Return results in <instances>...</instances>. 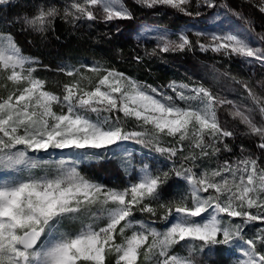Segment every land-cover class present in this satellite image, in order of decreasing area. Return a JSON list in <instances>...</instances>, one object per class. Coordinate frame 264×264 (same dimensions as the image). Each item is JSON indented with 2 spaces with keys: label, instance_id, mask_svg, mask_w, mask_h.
<instances>
[{
  "label": "snow or ice",
  "instance_id": "obj_1",
  "mask_svg": "<svg viewBox=\"0 0 264 264\" xmlns=\"http://www.w3.org/2000/svg\"><path fill=\"white\" fill-rule=\"evenodd\" d=\"M134 2L190 17L201 16L202 9L229 8L216 0ZM3 6L13 5L0 0ZM255 6L264 14V0ZM58 18L112 22L134 15L124 0H72L63 8L36 5L22 25L47 33ZM208 36L207 43L196 41L201 51L264 65V47L250 39L231 31ZM156 39L162 53L194 47L187 33L173 40L165 31ZM257 39L264 45V32ZM36 63L10 29L0 30V264H264V227L252 236L246 231L252 222L264 224V159L242 147L235 160L204 163L232 151L227 140L234 133L218 118L225 106L247 135L258 138L264 154V81L257 91L231 77L246 92L245 102L237 103L198 83L173 81L174 96L168 95L97 63L86 70L60 68L71 79L57 94L35 75ZM128 142L158 153L172 167L153 170L139 161L133 182L122 189L98 183L81 167L114 164L136 173ZM49 150L70 151L53 159ZM174 179L187 185L186 192L162 200ZM160 210L163 230L135 216L156 217Z\"/></svg>",
  "mask_w": 264,
  "mask_h": 264
},
{
  "label": "trees",
  "instance_id": "obj_2",
  "mask_svg": "<svg viewBox=\"0 0 264 264\" xmlns=\"http://www.w3.org/2000/svg\"><path fill=\"white\" fill-rule=\"evenodd\" d=\"M236 15L237 20L252 25V32L257 36L264 32V14L258 11L255 5L259 3L254 0H223ZM72 0H11L12 7L3 6L0 9V30H11L22 48L23 53L37 60L41 68L40 73L48 74L46 88L52 91H59L58 86L53 85L51 79L62 73L56 69L60 66H92L97 63L107 67H114L126 75L136 78L140 82L153 85L160 90L169 83L188 82L198 83L210 87L213 92L222 98L239 97L245 90L237 80H243L246 73L240 67L233 65V60L222 57L212 51H201L196 46L195 37H192L194 47L185 52L162 53L153 40H141L132 35L125 36L116 31L111 22H104L102 19L88 21L81 19L76 22H67L57 19L52 29L47 33H37L22 25V19L30 16L36 5L43 6L45 3L55 4L61 8L70 4ZM131 9L134 19L129 21H112L127 29H133L140 23L150 22L157 25L169 27L180 26L188 22V18L179 17L175 13H168L160 7L148 9L137 5L134 0H124ZM196 11L195 8L192 9ZM98 16L100 13H97ZM193 35V34H191ZM264 47V45H262ZM153 49L156 52L153 54ZM136 57L140 59L137 60ZM227 74V75H225ZM219 79L218 81H215ZM218 92L220 94H218ZM246 93V92H245ZM227 107V106H225ZM221 107V125L232 131L234 136L227 140L232 148L231 152H221L219 156L212 158L205 163L210 166L224 161L225 159L235 160L241 156V148L246 150L245 154H254L264 159V154L258 149V138L247 135V129L238 119H233L229 110ZM228 108V107H227ZM130 130H135L133 124H129ZM86 174L97 181L111 188H124L128 186L129 180L135 175L126 174L122 168L110 164L104 167H90L82 165ZM179 181H170V186L163 189L162 200L169 201L176 198L180 191ZM162 210L156 217L148 213L135 214L136 218L150 221L162 227L165 222L159 219ZM256 225H264L255 222ZM248 230V227L246 231ZM225 256L228 254L225 253ZM112 259L111 257L109 258Z\"/></svg>",
  "mask_w": 264,
  "mask_h": 264
},
{
  "label": "rangeland",
  "instance_id": "obj_3",
  "mask_svg": "<svg viewBox=\"0 0 264 264\" xmlns=\"http://www.w3.org/2000/svg\"><path fill=\"white\" fill-rule=\"evenodd\" d=\"M254 1H257L258 3L260 2V0H254ZM216 2L218 5L226 4L223 0H216ZM160 8L164 11H167L168 13H170V12L175 13V15H179V17L182 16L184 18H188L189 20L185 24H182V25L177 26V27L176 26L169 27V26H165V25L161 26V25H157L154 23L145 22V23L138 24L133 29H127V28H124L120 25H117L114 22H111V24L114 25V28L116 29V31H119V33H121L125 36L132 35L135 38H138L141 40L144 39V41L145 40H153L156 45L158 44L156 37L165 31L169 34L170 38L173 40L177 39V35L179 33H187L191 40H192V37H195V40H194L195 42L197 40H199L200 42H203V43L208 42V40H209L208 34L213 32V31H215L217 33L225 32V31H231V32H234V33L241 35L242 37H244L246 39H250L251 42L255 46H261L262 47V44L257 39V36L252 31H249L248 26H246L247 24L237 20L236 15L231 13L230 8L217 7L215 9H210V10L202 9L201 10L202 11L201 16L193 15L191 17L184 15L182 13H179L173 9H170V8H165V7H160ZM205 17H208V19L206 20ZM197 31L203 32L204 35L198 37L195 34ZM191 34H193V35H191ZM217 54H220L222 57L230 58L231 60H233V63H234L233 65H235V66L238 65V67L243 69V71L246 73V77H244L242 79L248 81L251 85H253L257 89V91L260 90L261 85L259 82L264 81V65H261L260 63L255 62V61H253L252 63H249V62L245 61L243 58H240L237 56L229 57V56L223 55L221 53H217ZM35 61H37V60H35ZM33 66L37 69L35 75L38 76L39 78L45 80L48 83V80H47L48 74L45 75V74L40 73L41 68L38 66L37 63ZM87 67H89V66L86 65L85 70ZM60 68H65V69L76 68V69H79L81 67H80V65L73 66L71 64H68V66L67 65L66 66H60L56 70L58 72L62 73L61 71H59ZM127 76H129V75H127ZM55 77L56 78L51 79V81H52L53 85H56V86H58L57 88H59V91H57L56 93L61 94L62 90H63V84L68 83L71 78L66 76L64 73H62L59 76H55ZM130 77H132V76H130ZM132 78H134V77H132ZM134 79H136V78H134ZM218 80L219 79H216L215 81H218ZM142 83H144L146 85H150V84L145 83V82H142ZM171 83H169V85ZM176 83L179 84V83H186V82H176ZM169 85L165 86L162 90H160L159 88H157L153 85H151V86L156 88L158 91H160L162 93H166L168 95L174 96V93L171 91V88L169 87ZM9 86H11V85H9ZM206 87H208V86H206ZM208 88H210V87H208ZM50 91H52V90H50ZM53 92H55V91H53ZM214 94H217V93L214 92ZM218 94H220V93L218 92ZM240 96L241 97H239V100L232 98V97L227 98V99L233 100L237 103L245 102L244 97L246 96V93L244 92ZM221 110H222L221 108L218 110V118L221 117ZM225 110H229V109L227 107H225ZM219 121H220V118H219ZM135 130H138V129H135ZM127 148H128V151L134 152L135 156H136V160L134 163H135V167H136L137 172L134 173L135 175L138 173L139 168L142 166L139 163V161H144V162L149 163L153 167V170H155L156 168H161L163 170H167V168L172 167V162L165 159V157H162L158 153L150 151L148 148H144L141 145H137L134 142H128ZM69 151L70 150H64L63 152H61V150H55V151L49 150V155L53 159H59L62 157L66 158L69 154ZM40 155L44 156L45 154L40 153ZM176 163L178 166L179 160H177ZM205 164H207V163H205ZM126 174L130 175L129 173H126ZM132 182H133V179L129 180V184ZM179 182L181 183V184H179L180 185V191H178L176 193V198H178V196L180 194L185 193L187 190V185L182 180ZM109 188H111V187H109ZM253 211H255V210H253ZM196 219H199V218H196ZM139 220L143 221L145 223H150L152 227H156L159 230H163L167 226L164 223V224H162L163 225L162 227H159L150 221H144L142 219H139ZM236 222H239V218L236 219ZM254 223L255 222H252L248 225V230H247L248 236H252L258 228L264 227V225L254 226L255 225ZM183 254H186V253H183ZM227 254L230 255V253H227ZM232 259L234 260L235 256H233Z\"/></svg>",
  "mask_w": 264,
  "mask_h": 264
}]
</instances>
